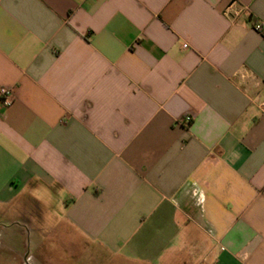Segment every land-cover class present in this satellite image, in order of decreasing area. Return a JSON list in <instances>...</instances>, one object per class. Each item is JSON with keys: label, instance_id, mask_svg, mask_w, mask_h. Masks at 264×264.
Masks as SVG:
<instances>
[{"label": "crops", "instance_id": "0c3cea01", "mask_svg": "<svg viewBox=\"0 0 264 264\" xmlns=\"http://www.w3.org/2000/svg\"><path fill=\"white\" fill-rule=\"evenodd\" d=\"M257 25L264 0H0V264H264Z\"/></svg>", "mask_w": 264, "mask_h": 264}, {"label": "built area", "instance_id": "2783aa9c", "mask_svg": "<svg viewBox=\"0 0 264 264\" xmlns=\"http://www.w3.org/2000/svg\"><path fill=\"white\" fill-rule=\"evenodd\" d=\"M256 29L259 32H264V26L262 25H257ZM185 47L186 46H184V48ZM14 96L15 95H13V91L11 89L0 88V101L2 106H4L5 108H8L12 105ZM263 112H264V105H263ZM186 120L189 121V118H187Z\"/></svg>", "mask_w": 264, "mask_h": 264}, {"label": "rangeland", "instance_id": "374dc122", "mask_svg": "<svg viewBox=\"0 0 264 264\" xmlns=\"http://www.w3.org/2000/svg\"><path fill=\"white\" fill-rule=\"evenodd\" d=\"M1 230V229H0ZM5 236L2 235V238L4 240L8 239L10 240L12 237H11V234H13V231L11 229H9L7 231L4 232ZM0 239H1V236H0ZM7 240V241H8ZM11 241V240H10ZM9 241V242H10ZM4 242V241H3ZM0 254L3 255V256H11L12 252H11V248L9 246H5V247H0ZM60 255V249L58 247H55V248H52V256L55 258V259H58V256ZM116 264H127L125 262H116Z\"/></svg>", "mask_w": 264, "mask_h": 264}]
</instances>
